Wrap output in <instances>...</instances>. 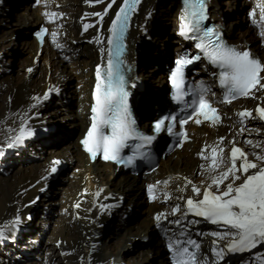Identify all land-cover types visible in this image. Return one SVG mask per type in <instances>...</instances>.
<instances>
[{"label":"bare ground","instance_id":"1","mask_svg":"<svg viewBox=\"0 0 264 264\" xmlns=\"http://www.w3.org/2000/svg\"><path fill=\"white\" fill-rule=\"evenodd\" d=\"M3 1L0 0V6ZM24 1L26 3L21 5L17 12L19 15L17 20L7 24L3 23L8 27L4 32L10 33H7L9 35L1 40L10 41L2 45L3 48L8 47V49H4L1 55L9 54L5 60L7 63H11V56L21 54L22 57L20 60L21 71L6 75L0 80V147L9 139L15 140L21 129L26 132L21 131V135L26 138L28 131H31L32 135L37 131L40 102L48 87L61 85L70 80V82L75 80L76 83L69 86L67 95L60 97L48 110L47 115L50 120L52 118L50 122L53 123L50 124L46 132L44 131L37 137L28 136L31 138L24 140L10 151L0 150V169L4 172L8 171V167H12L13 160H24L25 157L31 156V158H35L39 152H45V155H38L43 158L39 161L40 163L22 164L16 173L0 176V233H3L0 236V248L6 251L7 256L22 254L17 248L19 240L24 234L35 232L32 239L36 242L30 241V245L24 249L28 251V254L31 250H37V255H35V259L24 264H118L120 260L123 261L126 247L144 235H151V231L158 221L163 219L173 221L175 219L176 215L172 214L173 208L179 205L178 214L182 213L186 197L199 198L203 196L206 188L217 195L219 191L226 190L227 184L233 182L231 177L220 185L219 191L215 186L209 188V185L212 184L213 177H219L232 167L229 154L233 145L230 142L234 141L235 146L245 152L248 160L264 167V160L258 159V157H264V122L257 118L241 120L235 113L243 107H252L254 101H244V103L237 101L224 108L225 124L217 129L190 126L192 141L161 161V166L148 179L143 173L137 175L123 168L115 169L113 165L105 164L99 160L88 165L78 141L87 123L86 115L82 109L88 108L86 104L90 101L93 70L97 63L96 50L88 38L105 26L107 19L111 17L121 0H115L106 14H104V10L108 4L112 3V0H103L100 3H97L96 0H87V2L86 0H50L54 1V4H58L56 5L57 9L55 7L52 9L59 10L57 11L58 18L54 23L53 36L49 34L38 51L34 41L26 38L31 26L39 22L38 13L32 11L30 4L32 0ZM176 1L140 0L131 17L129 30L132 35H130L129 47L140 48L138 53H144L164 44L154 60L148 64H142L141 60H135L133 65L132 73H136V76L143 82V91L138 93L141 97L133 106L140 130H144L149 117L156 115L155 110L161 108L160 99L166 91V74H163L162 82L158 77L161 78L163 64L171 62L172 58H178L176 52L179 51L180 46H174L170 41L178 10V0ZM205 1L209 9L208 12H213V9H216L215 11L225 13L224 21L221 20V22L226 25L233 23L234 35L237 39L247 37L251 42L250 47L258 51L264 61L262 36L257 33L258 28H252L250 21L246 18L247 5L241 0ZM45 3L44 1V6ZM2 12L0 7V14ZM238 12L240 19L244 22H240V27H238L237 21ZM95 13L103 15L97 16L94 15ZM65 15H68V18ZM71 16L77 17L78 22H71L74 19ZM95 18L97 22L92 26L89 25L90 20ZM142 20L147 22L144 27L147 28V32L143 35L139 34L137 30L138 23ZM85 21H89L87 23L89 27L82 29L80 26ZM68 35H72L71 40L78 38V35L84 38L81 43L75 44L79 56L71 63L62 59L57 52L67 43ZM21 38L25 39L20 41V46L15 52L14 49L12 50V46L17 39ZM45 46L47 57L53 60L56 69L50 71L45 77L44 83L42 82L43 85H40L31 78L38 64L37 58ZM171 54L173 56L170 58ZM127 55L129 56V52ZM256 95L262 99L264 104V90H259ZM58 112H66L68 118L60 125L54 123ZM220 137H223L224 140L221 141ZM249 140L251 143L247 142ZM57 142H61V144L58 145ZM160 143L161 140L158 139L156 145L158 146ZM221 148L224 150L223 153L220 152ZM56 160L60 163L54 164L53 161ZM241 162L237 160V169ZM6 163L7 165L3 166ZM216 164L219 166L216 167ZM56 166L78 168V172H74L70 179V185L63 188L65 191L63 198L53 201L52 204L47 203L55 209L59 208L58 211H48L47 213L45 211L37 230L23 225L13 231L12 235H10L11 232L7 233L8 228L17 225V223L19 226L22 221L27 219V217L22 219L17 214L24 212L27 205L36 199L43 186L49 182L52 168ZM253 171L255 170L250 169L249 173ZM236 174L241 175L239 171ZM244 175L247 174L241 175V180L236 181V185L242 182ZM164 176L169 177L168 188L162 191L157 201L148 202L145 192L147 183ZM192 185L200 189L198 194L192 192ZM74 191H77L78 194H73ZM98 205L100 208L96 210ZM126 206L141 209L143 219L139 223L124 227L123 234H120L122 235L120 241H117L118 244L114 246L112 242L106 241L108 238H101L100 228L105 217L122 213L121 211ZM158 215L159 220L156 219ZM54 216L58 217L49 239L40 246L36 236L48 228ZM196 225L198 228L194 230H201L205 242L217 239L212 235L215 232L214 227L206 226V223L201 221ZM20 229L22 230L19 231ZM6 236L9 239H5ZM165 240L163 236L153 237L145 249L137 252L134 256L132 255V259L124 264H170ZM220 240L225 241L226 238ZM250 256L251 253L247 251L239 252V256L229 264H243L248 261Z\"/></svg>","mask_w":264,"mask_h":264},{"label":"snow or ice","instance_id":"2","mask_svg":"<svg viewBox=\"0 0 264 264\" xmlns=\"http://www.w3.org/2000/svg\"><path fill=\"white\" fill-rule=\"evenodd\" d=\"M96 2L100 3L103 0H96ZM139 2L140 0H133V5ZM113 3H115V0H112V3L108 4V7L104 10V14L108 12ZM133 5H129V0H124V4L116 12V17L112 20L110 28L112 36L109 37L108 43L109 45H115L114 54L116 59L113 60V52L110 50L107 70L103 77L100 66H97V84L93 92L95 103L91 109L94 114L92 117L93 123L85 139L82 141L86 150L93 153V155H95L96 151H102L105 160H114L128 165L134 162L135 157L129 156L125 159L121 157L120 153L129 139L141 137L145 141V144H151L155 139V136L138 133L134 127L135 121L131 118L127 106L129 92L125 88L126 81L120 71V66L123 63L119 59L122 47L121 40L127 27L129 10ZM260 12V20L264 21V4L260 5ZM94 15L102 16L103 14L95 13ZM192 15L195 18L193 21L182 23V35L195 34L198 31V21L204 19L201 14L194 12ZM250 15L253 14L250 13ZM182 20H187V16L182 17ZM88 27L89 25H85V29ZM189 38L198 39L199 42L196 43V48L200 49L208 61L219 69L216 75L220 86L224 89L223 102L231 103V100L239 96L247 97L251 95L254 89H264V82H262L264 81V75H261V73H264V62L254 57L250 51L226 44L218 31H214L213 29H206L202 36L195 37L191 35ZM199 59L200 56H193L176 61L177 68L172 72L171 80L177 89V95L174 99L178 102L183 100L184 95L187 94L184 90L182 68L184 65L193 63ZM215 95L209 88L201 84L199 86V93L194 95L191 103L188 104V107L192 108L191 114L185 118L169 114L162 119H157L153 126L154 132L160 133L166 130L170 134L184 135L183 132L173 133L174 126L178 123L182 129L189 120L198 116H203L204 120H212L213 123L218 122V110L212 107V98ZM256 113L259 114V119L264 121V107L258 106ZM238 115L242 118H255L247 109L239 112ZM195 122L200 124L201 120L196 119ZM106 127L111 129V134L105 133L104 129ZM21 131L23 132L24 129H21ZM31 135V131H28L27 136ZM25 138L23 135H18L15 141L9 143L7 147L13 148L21 144ZM220 140L223 141L224 138L220 137ZM247 142L251 143L250 140ZM230 143L233 145L229 154L232 167L228 168L219 177H213L209 188L215 186L216 190L219 191L220 185L229 177H231L233 182L228 183L226 190L219 191L218 195L206 188L202 199L194 200L189 197L186 201L187 213L203 217L204 220L210 221L212 224H222L224 226L222 233L213 232L212 235L232 237L231 241L226 246H222L219 251L216 248L212 249L215 256L218 257L215 264H221L228 253L244 252L254 249L258 245L264 246V167H260L257 163L248 160L245 152L236 147L234 141ZM143 146L141 145L140 147ZM223 151L221 148L220 152L223 153ZM202 153L203 150L201 155ZM141 155H144V153H141ZM258 159L264 160V157H258ZM237 160L242 161L238 169L236 168ZM213 162L215 163V159ZM53 163L59 164L60 161L56 160ZM218 166L216 164V167ZM250 169H254L255 171L249 173ZM56 170L55 167L52 168V172ZM237 171L241 175L247 174L244 175L242 182L238 185L235 182L241 180V175H237ZM188 183H191V181H188ZM148 187L151 189L153 186L149 185ZM192 192L198 194L200 189L192 185ZM178 210L179 205L172 209L173 214ZM156 219L159 220V215ZM199 222L191 221L193 224ZM174 223L179 224L180 220L177 219ZM2 235L3 233H0V236ZM184 243L179 242L176 245L174 253L175 264H199L197 253L194 250L198 249L199 245L195 241L188 240L186 243L194 246V248H189L184 246ZM169 248H173V245L169 244Z\"/></svg>","mask_w":264,"mask_h":264},{"label":"rangeland","instance_id":"3","mask_svg":"<svg viewBox=\"0 0 264 264\" xmlns=\"http://www.w3.org/2000/svg\"><path fill=\"white\" fill-rule=\"evenodd\" d=\"M222 1L223 0H220V2H222ZM49 2H50V0H49ZM25 3H26V1H24V0H4L1 3L0 7H1V11H3V12L0 14V40H1V38L3 39L4 37H7L9 35L7 33H10V32H7V33L4 32V30L8 29V27L5 26L4 24L5 23L7 24L8 22H12V21L17 20V18L19 17V15H17V12L20 10L19 8L21 7V5H23ZM53 3H54V1H53ZM56 3H58V2H56ZM28 5H29V3H28ZM56 5H58V4H55L53 6V8L54 7L56 8ZM211 5H212V3H211ZM215 10L216 9H213V12L218 14V16L220 15L221 20H223L226 16L225 13H223V11L218 12ZM56 11H59V10H56ZM239 12L237 13L239 15V17L237 19L238 24H239L238 27H240V22L244 23L240 19V13ZM65 17L68 18V15H65ZM71 17L74 18L71 22H75V23L78 22L79 19L77 17H75V16H71ZM226 20H228L227 17H226ZM33 26H31V28ZM235 26L237 27V24ZM145 27H146V24H145ZM30 31H31V29L28 30L26 38L29 40H32V39H30ZM13 35H15V33H13ZM71 37H72V35L71 36L68 35L67 43H65L62 46V48L57 51L59 53V55L61 56V58L64 59L65 61H67L68 63H71L78 58L79 54L76 52L75 44L81 43L84 40V38L80 37V35L77 36L78 38H76V39L74 38L73 40H71ZM171 37H172V39H170V41L172 42V44L174 46L179 45L178 44L179 39L176 38V40H175L172 34H171ZM23 39H25V38H21L20 40L17 39L18 42L16 41V43L12 46L13 47L12 50L14 49L15 52H17V48H19V46H20V41ZM8 41H10V40H7V41L1 40L0 41V55L3 54L2 51L4 49H6V50L8 49V47L3 48V46H2L5 43H8ZM166 44H169V43H166ZM257 44L259 45L260 43H257ZM163 45L164 44L162 43L159 46L153 48L152 50H150L148 52H144V53H138L140 48H137V50L135 52L136 55H135V57H133L134 61L135 60H141L142 64H148L150 61L154 60V58L159 54L160 49L163 47ZM44 48L45 49L41 50V52L37 58L38 64H37V67H36V69L32 75V78H31L32 80H35L36 83H38V84L40 83V85H43L44 79L48 75V73L50 71L56 69L55 66L53 65V60H50V58L47 57L46 46ZM134 49H135V47H133V49L131 47V52L129 51V54H131V56L134 55L133 54ZM131 56H130V60H132ZM172 56H173V54L169 55L170 58ZM8 57H9V54H5V55L0 56V80L3 77H6V75H10V74H13L14 72L21 71L20 70V67H21V61L20 60H21L22 55L17 54V55L11 56L10 57L12 60L11 63L5 62V60ZM163 70H164V68H163ZM163 74L164 73L162 72L161 78L158 77L161 82H162ZM70 81H68L66 83H62L61 85H54L53 87L50 86V87H48V89L45 90L44 95H42L43 99L40 102L41 108H40L38 116H37L38 121H39L38 122L39 126H38L37 131H35V133L31 137H34V136L37 137V136L43 134L44 131L46 132L48 130V127L50 126V124L53 123V122H50V121H52V118H51V120L49 119L47 112L51 108V106H53L54 103L57 100H59L60 97L67 95V93H68L67 88L76 83L75 80H74V82L73 81L70 82ZM140 97L141 96L139 94L136 101H138L139 100L138 98H140ZM66 116H67L66 112H62V113L58 112L55 116L54 123L59 124V125L63 124L65 122V119H68ZM257 123H259V122H257ZM19 132H18L19 134H17V135L22 134L21 130H19ZM24 133H26V132L24 131ZM31 137L27 136V138H25L24 140L31 138ZM14 141L15 140L9 139L8 141L5 142V144L2 147H0V150L10 151V150L14 149L17 146H15L13 148L7 147V145L9 143H13ZM57 143H58V145L61 144V142H57ZM46 148H48V147L46 146ZM40 154L45 155V152H42V151L39 152V154H37L36 157L34 156L35 158H31L32 157L31 156V157H27V158L25 157L24 160H22V159L13 160V163L11 164L12 167H8L7 172H4L0 169V176H6V175H11V174L16 173L18 170V167L22 166V164L29 165L33 162L40 163L39 161H41V159H43L42 157H38V155H40ZM5 165H7V163L4 164L3 166H5ZM73 167L74 166H72L71 169ZM56 169H57L56 170V176L48 179L49 182L45 186H43L42 190L40 191V193L36 197V199H34L31 203H29L27 205L24 212L17 214L18 217H20L22 219L27 217V219L22 221L19 226L17 223V225L12 226L11 228H8L9 231L7 233L11 232L10 235H12L13 231L21 228L20 226H23V225H24V227H30L32 229L37 230L40 223H41L40 221L42 220V214L44 215L45 211H46L45 213H47L48 211H52V212L58 211L59 208L55 209L50 204H52L53 201H58V200H61L63 198V193L65 192L63 188L66 187L67 185H70V183H71L70 179L73 176V173L71 171H69V168H67V167L57 166ZM65 178H67V179L65 180ZM48 202H50L49 205H47ZM140 211H141V209H133V208L126 206L121 211L122 213L113 214L111 216L105 217L104 222L100 228L101 238L102 239L108 238L106 241L112 242L114 244V246H116L121 239L122 235H120V234H123V232H124V227L139 223L143 219L142 211L141 212ZM57 217L58 216H54L52 218V223H50L48 228H46V230H44L40 235L36 236V238L39 240L40 246L44 245V243H46L47 240L49 239V235L54 228L55 221L57 220ZM107 218H110V221H108ZM160 221H158V223L152 229L151 235H149V234L144 235V237H141L140 239L134 241L133 244H130L129 246L126 247V249L124 250L125 252H124V256H123V261L120 260L118 262V264H124V263L130 261L132 259V255L134 256L137 252L145 249L147 247V245L152 241L153 237H159V238H160V236L162 237V235H161V229H162L161 223H164L165 221L167 223L173 222V221H168V219L167 220L163 219ZM21 230L22 229H20L19 231H21ZM20 233H22V232H20ZM34 234H35V232L26 233L22 236L21 240H19L20 243L18 244L17 248L22 254H19L18 256H14V255H8L7 256L6 251L4 249L0 248V263L1 264H24L25 262H27L29 260L35 259V257H36L35 255H37V250H31L30 254H28V251H26L24 249V247H28L30 245V241H33L34 243L36 242V240L32 239V238H34ZM7 238L9 239L8 236L5 237V239H7ZM9 256H11V257H9Z\"/></svg>","mask_w":264,"mask_h":264},{"label":"water","instance_id":"4","mask_svg":"<svg viewBox=\"0 0 264 264\" xmlns=\"http://www.w3.org/2000/svg\"><path fill=\"white\" fill-rule=\"evenodd\" d=\"M127 68H128V66H127ZM129 68H130V72H132V68H131V65H129Z\"/></svg>","mask_w":264,"mask_h":264},{"label":"trees","instance_id":"5","mask_svg":"<svg viewBox=\"0 0 264 264\" xmlns=\"http://www.w3.org/2000/svg\"><path fill=\"white\" fill-rule=\"evenodd\" d=\"M108 219V221H110V218H107Z\"/></svg>","mask_w":264,"mask_h":264}]
</instances>
